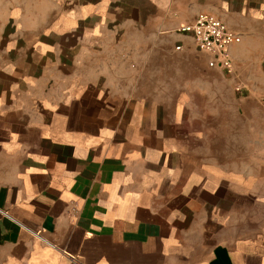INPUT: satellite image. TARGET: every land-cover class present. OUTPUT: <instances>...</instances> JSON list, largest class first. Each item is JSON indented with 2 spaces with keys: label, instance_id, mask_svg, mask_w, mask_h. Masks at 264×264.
Returning <instances> with one entry per match:
<instances>
[{
  "label": "crops",
  "instance_id": "obj_1",
  "mask_svg": "<svg viewBox=\"0 0 264 264\" xmlns=\"http://www.w3.org/2000/svg\"><path fill=\"white\" fill-rule=\"evenodd\" d=\"M200 12L231 73L175 31ZM0 26V264H264V162L217 135L264 0H1Z\"/></svg>",
  "mask_w": 264,
  "mask_h": 264
},
{
  "label": "rangeland",
  "instance_id": "obj_2",
  "mask_svg": "<svg viewBox=\"0 0 264 264\" xmlns=\"http://www.w3.org/2000/svg\"><path fill=\"white\" fill-rule=\"evenodd\" d=\"M13 29V25H8L4 31ZM247 81L251 83L250 87H236L240 90V94L236 92L237 104H234V112L227 113V117L235 119L234 128H220L217 135L228 148L241 149L244 156L258 154L260 162H264V70L259 79ZM263 171L259 169L260 174H264Z\"/></svg>",
  "mask_w": 264,
  "mask_h": 264
},
{
  "label": "built area",
  "instance_id": "obj_3",
  "mask_svg": "<svg viewBox=\"0 0 264 264\" xmlns=\"http://www.w3.org/2000/svg\"><path fill=\"white\" fill-rule=\"evenodd\" d=\"M175 31L190 35L198 49L216 55L227 72L233 71L230 47L239 35L226 22L208 12H200L193 21L179 26ZM176 48L179 49L180 45Z\"/></svg>",
  "mask_w": 264,
  "mask_h": 264
}]
</instances>
